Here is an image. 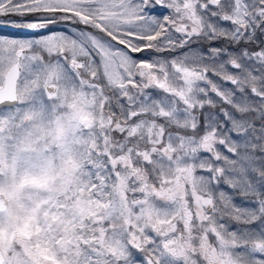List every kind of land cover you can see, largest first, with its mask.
Listing matches in <instances>:
<instances>
[{
	"label": "snow or ice",
	"instance_id": "obj_1",
	"mask_svg": "<svg viewBox=\"0 0 264 264\" xmlns=\"http://www.w3.org/2000/svg\"><path fill=\"white\" fill-rule=\"evenodd\" d=\"M0 264H264V0H0Z\"/></svg>",
	"mask_w": 264,
	"mask_h": 264
},
{
	"label": "rangeland",
	"instance_id": "obj_2",
	"mask_svg": "<svg viewBox=\"0 0 264 264\" xmlns=\"http://www.w3.org/2000/svg\"><path fill=\"white\" fill-rule=\"evenodd\" d=\"M166 13H167L166 9L157 8L155 10V14H157V15L162 16ZM221 186L223 187V185H221ZM234 202L241 205V206H246V207L251 206V205L245 204L244 199L239 195V193L235 194V201ZM229 224H230V230H235L236 228L240 227L239 225H236L234 222H229Z\"/></svg>",
	"mask_w": 264,
	"mask_h": 264
},
{
	"label": "trees",
	"instance_id": "obj_3",
	"mask_svg": "<svg viewBox=\"0 0 264 264\" xmlns=\"http://www.w3.org/2000/svg\"><path fill=\"white\" fill-rule=\"evenodd\" d=\"M217 46H219V45H217Z\"/></svg>",
	"mask_w": 264,
	"mask_h": 264
}]
</instances>
